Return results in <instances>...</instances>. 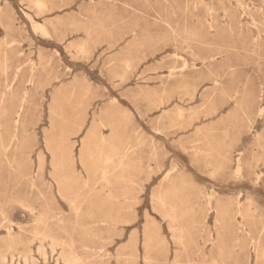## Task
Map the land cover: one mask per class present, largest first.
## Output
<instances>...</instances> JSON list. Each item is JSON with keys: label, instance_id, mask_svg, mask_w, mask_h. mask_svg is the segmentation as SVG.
<instances>
[{"label": "rangeland", "instance_id": "obj_1", "mask_svg": "<svg viewBox=\"0 0 264 264\" xmlns=\"http://www.w3.org/2000/svg\"><path fill=\"white\" fill-rule=\"evenodd\" d=\"M71 263L264 264V0H0V264Z\"/></svg>", "mask_w": 264, "mask_h": 264}, {"label": "bare ground", "instance_id": "obj_2", "mask_svg": "<svg viewBox=\"0 0 264 264\" xmlns=\"http://www.w3.org/2000/svg\"><path fill=\"white\" fill-rule=\"evenodd\" d=\"M45 8V7H44ZM22 108V107H21ZM4 154H6V151H5V147H4ZM127 196H128V194H127ZM54 247V246H53ZM44 248V247H43ZM30 252V251H29ZM26 258H27V256H26ZM34 260V259H33ZM32 263V262H31ZM71 264H75V263H71Z\"/></svg>", "mask_w": 264, "mask_h": 264}]
</instances>
